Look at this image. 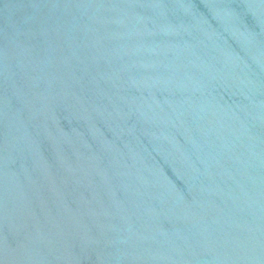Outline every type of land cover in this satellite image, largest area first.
Masks as SVG:
<instances>
[{
	"label": "water",
	"instance_id": "obj_1",
	"mask_svg": "<svg viewBox=\"0 0 264 264\" xmlns=\"http://www.w3.org/2000/svg\"><path fill=\"white\" fill-rule=\"evenodd\" d=\"M0 264H264V0H0Z\"/></svg>",
	"mask_w": 264,
	"mask_h": 264
}]
</instances>
